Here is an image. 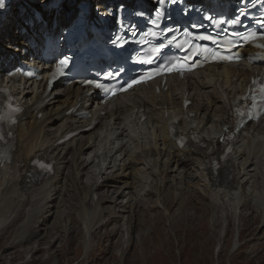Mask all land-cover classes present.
I'll return each instance as SVG.
<instances>
[{
	"label": "bare ground",
	"instance_id": "1",
	"mask_svg": "<svg viewBox=\"0 0 264 264\" xmlns=\"http://www.w3.org/2000/svg\"><path fill=\"white\" fill-rule=\"evenodd\" d=\"M19 2L28 7L37 0ZM58 20L63 21L62 17ZM22 23L20 17L13 16L4 23L2 35L8 29L12 35L0 39L1 54H6L3 40L10 49L13 44L29 46L12 31L13 25L18 28ZM257 69L260 67L243 62L211 65L187 80L170 77L167 92L156 94L144 87L109 105L94 104V95L79 100V93L85 90L76 86L61 85L44 94L43 82L23 84L17 75L5 78L0 69V88L12 89L26 105L12 155L9 161L0 162V238L15 232L5 247L40 242L50 228L49 248L31 246L50 250L57 242L73 243L75 235L83 231L81 244L91 258L101 244L94 241L98 232L116 228L112 233L115 237L121 227L133 226L146 208H162L167 215L172 204L166 196L171 194L176 201L182 195L193 198L188 206L207 216L214 230L218 228L217 252L233 226L237 231L232 254L256 238H264V119L250 123L236 135L231 144L235 147L233 158L218 174L210 167L223 151V123L230 119L231 108L222 102L223 93L234 97L244 91ZM185 97L192 101L187 112L183 110ZM42 101L45 104L38 106ZM78 102V110L84 107L92 114L89 119L62 116ZM38 114L40 118H36ZM72 131L79 133L59 145L58 141ZM188 133L200 135L203 144L182 149L170 137ZM214 147L217 150L208 159L207 151ZM36 157L53 161L55 173L44 178L32 175L30 163ZM180 203L173 206L187 205L182 200ZM69 207L73 211L66 216L68 225L59 228L58 220L50 225L55 209L59 215ZM243 209L251 211L250 217L259 214L262 236H247ZM75 219L81 222L82 230L73 227ZM121 219L126 221L122 226L118 224ZM256 220L254 217L253 224ZM241 236L248 239L241 240Z\"/></svg>",
	"mask_w": 264,
	"mask_h": 264
},
{
	"label": "rangeland",
	"instance_id": "2",
	"mask_svg": "<svg viewBox=\"0 0 264 264\" xmlns=\"http://www.w3.org/2000/svg\"><path fill=\"white\" fill-rule=\"evenodd\" d=\"M145 176L147 177V175ZM171 184L169 185L171 186ZM63 186L64 183H61V187ZM195 189L199 188L195 187ZM166 200L172 204V207L169 206L170 210L167 215L162 208H146L142 214H139V218H135L133 226L127 224L121 227L115 237L112 236V233L116 228L110 229L108 232H98L94 241L95 244L98 242L101 244L94 249L91 258L85 255L84 247L81 244L85 239L83 231L81 235L77 237L75 235L73 243L65 242L61 245L57 242L50 250L32 248L31 246L49 248L47 244L48 231H51L49 228L44 232L47 236L40 242L33 241L24 243L23 246L8 248L5 245L15 232L6 233L4 237L0 238V257L2 258L0 264H264V238H256L248 246L236 250L232 254L231 246L237 231V228L233 226L229 234L227 233L224 247L221 246L222 250L217 252L219 247L216 242L218 228L214 230V227L208 222L207 216L203 214L201 216L196 208L188 206L193 204V198L182 195L176 201L174 195L171 194L166 196ZM180 200L187 205L173 206L175 203H180ZM166 205L168 206V204ZM71 211H73V207H69L68 210L61 211V215H57L55 209V214L49 220L50 225L56 220L59 221L57 224L59 228L68 225L67 218ZM250 212L249 209H243L247 236L259 234L260 237L262 236L260 216L255 213L253 217H250ZM207 214L209 215V210ZM254 217L257 219L256 224H253ZM125 222V219H121L118 224L122 226ZM136 224L139 226L135 227ZM111 226L115 225L111 224ZM17 227L12 230L15 231ZM73 227L82 230L81 222L78 219H75ZM193 231H196V235L193 234ZM247 236H241L240 239L246 240Z\"/></svg>",
	"mask_w": 264,
	"mask_h": 264
},
{
	"label": "snow or ice",
	"instance_id": "3",
	"mask_svg": "<svg viewBox=\"0 0 264 264\" xmlns=\"http://www.w3.org/2000/svg\"><path fill=\"white\" fill-rule=\"evenodd\" d=\"M184 0H154V7H155V12H154V18L151 20V23L157 27H159V21H161L164 17H166L167 13L165 11V9L168 6H172V5H178V4H183ZM4 7V0H0V8ZM123 8V6H121ZM182 11L187 12L188 9L184 8L182 9ZM135 15L138 16H143L144 12L140 11V12H134ZM207 19L212 20L213 17L212 16H208ZM232 23H238V20L233 19L231 21ZM134 26L129 25V30H131ZM192 27H196V25H192ZM168 31H173L172 29H168ZM153 35H155V33H153ZM126 42V41H124ZM110 43L114 44V45H118V46H122L121 45V37L117 36L114 39H112L110 41ZM69 63V58H65L62 59L60 61V65H64L66 66ZM137 80H133L131 84H129V87L132 86V84L137 83Z\"/></svg>",
	"mask_w": 264,
	"mask_h": 264
}]
</instances>
